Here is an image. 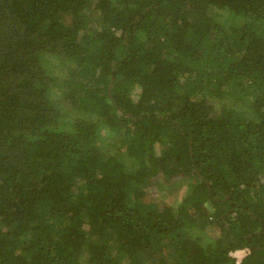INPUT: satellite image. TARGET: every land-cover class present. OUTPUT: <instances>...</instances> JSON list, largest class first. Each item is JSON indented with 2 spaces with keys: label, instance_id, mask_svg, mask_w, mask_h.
<instances>
[{
  "label": "trees",
  "instance_id": "1",
  "mask_svg": "<svg viewBox=\"0 0 264 264\" xmlns=\"http://www.w3.org/2000/svg\"><path fill=\"white\" fill-rule=\"evenodd\" d=\"M0 264H264V0H0Z\"/></svg>",
  "mask_w": 264,
  "mask_h": 264
},
{
  "label": "rangeland",
  "instance_id": "2",
  "mask_svg": "<svg viewBox=\"0 0 264 264\" xmlns=\"http://www.w3.org/2000/svg\"><path fill=\"white\" fill-rule=\"evenodd\" d=\"M64 69V68H63ZM215 102H217L218 100H214ZM219 104H218V102H217V106H216V108L218 109L219 107ZM120 137V136H119ZM115 138L116 137H109V138H107V140L106 141H110V146L108 147L107 146V148L110 150V151H116V149L115 148H117V147H114V145H113V143L112 142H114V140H115ZM117 149H119V148H117ZM175 187H176V189L173 191V193L171 194L172 196H174V195H176V194H180V195H183L184 193H185V191H187L189 188H190V186H188V185H184V184H181V183H179L178 185L177 184H175ZM194 233H198V234H200L201 235V238H202V241H207V240H209V239H212L213 237H212V235H208L207 233H208V231H207V233L204 231V230H201V229H199L198 231L196 230V231H194ZM210 234V233H209Z\"/></svg>",
  "mask_w": 264,
  "mask_h": 264
}]
</instances>
